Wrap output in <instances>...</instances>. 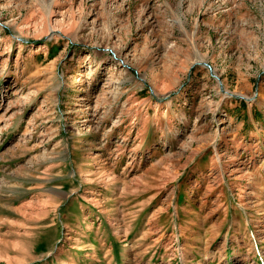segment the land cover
<instances>
[{"label": "rangeland", "instance_id": "obj_1", "mask_svg": "<svg viewBox=\"0 0 264 264\" xmlns=\"http://www.w3.org/2000/svg\"><path fill=\"white\" fill-rule=\"evenodd\" d=\"M0 264H264V0H0Z\"/></svg>", "mask_w": 264, "mask_h": 264}, {"label": "bare ground", "instance_id": "obj_2", "mask_svg": "<svg viewBox=\"0 0 264 264\" xmlns=\"http://www.w3.org/2000/svg\"><path fill=\"white\" fill-rule=\"evenodd\" d=\"M112 66H114V65H112Z\"/></svg>", "mask_w": 264, "mask_h": 264}]
</instances>
